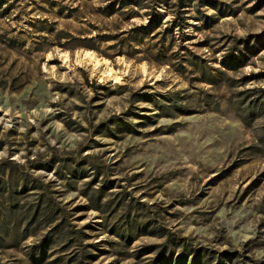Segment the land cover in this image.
Instances as JSON below:
<instances>
[{"label":"rangeland","instance_id":"1","mask_svg":"<svg viewBox=\"0 0 264 264\" xmlns=\"http://www.w3.org/2000/svg\"><path fill=\"white\" fill-rule=\"evenodd\" d=\"M133 1L141 6L0 0V160L12 155L20 172L56 181L54 196L85 234L41 262L33 246L47 230L7 243L0 264H217L223 252L233 257L223 264H264V0ZM156 10L161 29L184 25L175 43L158 33L140 48L172 47L159 61L175 66L144 59L150 52L131 57L118 51H132L127 43L110 39ZM226 55L244 66L224 67ZM62 157L86 171L77 189L53 171ZM99 171L107 197L125 192L136 211L144 204L152 227L195 254L181 259L172 245L174 256L158 262L165 237L113 233L82 192Z\"/></svg>","mask_w":264,"mask_h":264},{"label":"trees","instance_id":"2","mask_svg":"<svg viewBox=\"0 0 264 264\" xmlns=\"http://www.w3.org/2000/svg\"><path fill=\"white\" fill-rule=\"evenodd\" d=\"M131 2L136 7L141 6L137 3L138 1L131 0ZM147 7L148 6L145 8ZM131 12L128 18H133L135 16V9L132 8ZM148 15L151 17L147 24L134 26L129 30L121 31L115 37H110V39H117L121 43H127V47L130 48V50L132 49V51H129V53L124 52L123 49H118V51L126 53L131 57H136L140 52H150V56L146 53L147 57L143 58L149 61H157L160 64L175 66L174 63L159 61L167 59L163 58V56H166L163 55V53L170 51L172 47L170 48L169 46L168 49H165L164 44L161 42L155 44L156 48L154 51L149 47H147L146 51H143L140 47L146 44L145 40L147 38L152 39L158 33L163 34L164 38L171 35V41L175 43L174 29L176 27L181 29L184 24L180 25V23H176L174 28L171 27L172 30L169 29V31H167L161 29L163 23L160 21L159 11H157L155 15L152 13H148ZM94 39V37H91L88 40L93 41ZM87 46L97 49L95 45ZM175 55L176 53H171V57ZM184 59H186V57H184ZM242 62L243 61L239 57L229 55H226L222 61L223 66L230 70L244 66ZM5 86L6 85L1 84L0 88H4ZM163 104L165 103L160 104L157 101L155 102V105L160 111L169 108ZM115 122L114 124L120 126L123 124L122 119H116ZM2 146L3 145H0V149H2ZM11 157L0 160V247H3L7 243L12 244V246H18L20 242L32 236H39L41 232L47 230L37 245L33 246V248L37 247L40 251L41 262L48 250L58 245V243H60L62 248L70 247V243L73 242L74 238H82L80 235L82 230L76 229L71 219L72 215L66 208V205L54 196L56 191L53 189V184L56 181L45 183L40 178L33 175V173L20 172L19 168L24 165L18 164L14 159H11ZM69 161L70 159H68V157H62L58 160L54 159L52 161L54 164L53 171L58 178L65 180L66 184L77 189L78 179H85L86 171L84 169L79 170L78 167L83 168L80 162H77L78 164L75 163L78 167H74L75 165H73V163L69 165ZM102 174L103 173L100 171L93 174V178L85 182L82 192L90 202V209L100 211L105 222H107V220L112 221L110 230L113 231V233H119L123 230L124 233L119 234L128 239L129 242L150 233L165 237V243L160 245L163 249L159 253L160 256L157 258L158 262L162 260L166 253H171V256H174V246L172 247V245L179 248L182 246L181 254H183V256L180 257L181 259L195 254L196 251L190 249L184 242L178 240V237L173 233L163 228H157L156 226L152 227L150 223H152L153 219L145 215L144 204L136 211V209L132 208L130 198H128L125 192L113 193V197H107L109 184L106 180L103 182L100 180ZM81 234L82 236L85 235L83 233ZM151 249L150 247H146L145 251L148 250L149 252ZM154 250H156V247H154ZM222 254L223 257L219 261L216 260L218 261L217 264H223L226 260L233 262L231 254L227 252H223ZM195 258L200 260L198 251ZM208 258L209 263H212L216 259V256L212 255L210 257L209 255ZM172 259L170 257L169 262H171ZM239 264L244 263L239 261Z\"/></svg>","mask_w":264,"mask_h":264},{"label":"bare ground","instance_id":"3","mask_svg":"<svg viewBox=\"0 0 264 264\" xmlns=\"http://www.w3.org/2000/svg\"><path fill=\"white\" fill-rule=\"evenodd\" d=\"M91 56H92V54L91 53H89ZM93 57V56H92Z\"/></svg>","mask_w":264,"mask_h":264}]
</instances>
